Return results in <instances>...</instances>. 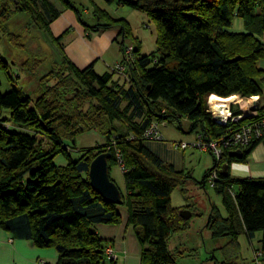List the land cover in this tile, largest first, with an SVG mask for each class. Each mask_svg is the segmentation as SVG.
Listing matches in <instances>:
<instances>
[{
	"label": "trees",
	"instance_id": "16d2710c",
	"mask_svg": "<svg viewBox=\"0 0 264 264\" xmlns=\"http://www.w3.org/2000/svg\"><path fill=\"white\" fill-rule=\"evenodd\" d=\"M29 1L39 6L38 26L48 30L60 12L48 0ZM23 2L0 0L3 33L13 13L29 12ZM104 2L144 13L156 27V50L141 55L139 46L133 47V63L127 64L122 46L128 86L114 81L113 73L97 75L93 63L78 69L63 52L62 68L51 72L40 85L41 93L34 102L16 89L0 93V228L39 249H53L60 264H101L107 260L104 252L108 247L94 226L119 224V210L123 208L141 247L140 263L177 264L178 253L170 252L169 242L188 230L194 215L183 220L181 209L171 208L170 195L191 175L165 164L150 147L151 142L163 139L148 141L142 134L151 122L159 127L164 121L175 118L179 122L182 117L191 122V133L216 139L225 129L206 112L211 95L242 99L260 96L262 72L256 64L264 59L260 40L264 35V0ZM15 4L23 6L11 9ZM235 18L242 21L245 32H230ZM108 28L105 24L89 30ZM124 31L121 26L119 33ZM64 35L52 38L61 49ZM0 64H5L1 58ZM121 120L126 123L122 132L115 128ZM252 120L245 118L239 125ZM89 131L104 137L105 143L72 160L65 144L74 145L77 136ZM37 135L46 138L51 149H42ZM262 142L264 132L261 139L243 149L240 159L225 152L220 166L246 161ZM97 151V155L110 154L109 170L118 161L125 168L121 205L104 202L89 185L88 167L97 156L91 154ZM57 155L65 158L64 166L54 164ZM212 159V167L203 176V187L214 169ZM217 174L212 188L222 199L226 217L212 205L206 229L213 241L225 238L226 242L212 248L209 261L237 264L239 236L245 234L252 240L261 233L254 254L260 251L264 262V180L236 179L228 171L225 176ZM231 188L234 196L229 194ZM216 251L221 253L220 261L214 257ZM260 258L254 257L253 264H259Z\"/></svg>",
	"mask_w": 264,
	"mask_h": 264
},
{
	"label": "rangeland",
	"instance_id": "374dc122",
	"mask_svg": "<svg viewBox=\"0 0 264 264\" xmlns=\"http://www.w3.org/2000/svg\"><path fill=\"white\" fill-rule=\"evenodd\" d=\"M53 1L56 2V0ZM57 3V6H60V16L48 30H42L38 26L39 6L29 0L23 2V5L28 6L29 12L13 13L6 23V34L0 29V58L5 62L3 65L0 64V93L16 89L22 91L32 102L35 101L41 93L40 85L47 81L51 72L63 66L60 60L64 51L52 41V38H57V35L54 37L56 31L59 33L67 29L72 35L71 37H74L80 31H89L92 27L107 24L109 28L101 30L99 37L104 40L106 35L112 36L108 41V46L104 48L103 54L99 55L94 71L97 75H102L105 72L113 73V80L119 81V84L125 86L129 85V72L127 69L123 72L116 70V66L122 64V46L132 48V52L133 47L139 46L141 55H149L156 50V27L144 13L118 6L116 2L107 4L104 0H57ZM23 5L15 4L10 8L16 10V7H19L21 9ZM96 16L100 19H97ZM121 26L125 27L123 34L119 33ZM241 30L242 21L235 18L232 21L230 32L242 33ZM115 38H117L116 41H114ZM131 59H134L133 55ZM256 101L258 102V98ZM244 102L245 100L237 97L236 102L233 103L238 109L239 106H245ZM190 127L191 122L182 117L179 122L173 118L159 125V131L163 138V142H159L163 150V161L167 165L175 166L179 171L183 170L191 174V179H188L182 188H175L171 192L170 206L173 209L181 210L188 208L192 214L198 216H193L190 219L188 230L171 238L169 250L172 253H178L177 264H212L209 261L212 248L214 250L216 245H224L226 239L213 241L210 238L206 229L209 211L213 205L223 217H226V210L221 197L215 193L214 189L207 183L204 184V187L202 186L204 174L213 165L212 157L207 153L195 151L190 146L185 151L175 150L172 147L174 143L192 144L196 132L191 133ZM115 128L121 132L125 131L126 123L123 120L118 121L115 123ZM37 140L42 149H51L52 145L46 138L37 135ZM104 143V137L89 131L77 136L74 145L66 143L65 147L72 160H77L83 153L86 154V150L94 149ZM153 143L158 142L150 144V147L155 151L156 147H153ZM97 154L98 151L91 155ZM53 162L56 166L66 164L62 155H57ZM109 177L119 191L124 194L125 184L118 165L110 166ZM260 237L261 233H256L255 238L250 242L240 236L238 264L253 263V248L258 247ZM113 255V260L103 259L101 264H111L109 261L115 264L117 256L114 250ZM214 257L218 261L222 259L219 251L214 253Z\"/></svg>",
	"mask_w": 264,
	"mask_h": 264
},
{
	"label": "crops",
	"instance_id": "0c3cea01",
	"mask_svg": "<svg viewBox=\"0 0 264 264\" xmlns=\"http://www.w3.org/2000/svg\"><path fill=\"white\" fill-rule=\"evenodd\" d=\"M48 1L58 11H60V6H57V0L56 2L53 0ZM52 24H54V21L49 25V27ZM241 31L245 32L243 23ZM63 32H65V35L60 44L63 48L65 57L78 69H83L92 63L94 64L93 69H95V63L97 62L99 55L103 54L104 48L108 46V41L112 36L108 34L106 35V37H104L105 39L102 40L99 37L100 31L92 32L90 30H83V32L80 31L76 34V36L71 37L72 35L68 32L67 29H65L64 31L59 33H57L56 31L54 37H56V35L58 37ZM260 40L262 43H264V35L260 37ZM256 66L262 72L260 78L261 94L260 96L256 97L258 98L259 107H264V59L259 60ZM153 147H156L155 152L162 159L163 150L161 149L160 143H153ZM185 173H187V171H185ZM228 173L230 177L236 179L247 178L254 180H264V142L258 144L253 149L246 161L230 163L228 166ZM189 211L191 212V210ZM119 213L121 217V221L119 224L95 225L94 231L98 235V237L105 243V247H111L114 250V253L117 256L115 264H141V247L136 239L133 227L129 225L127 221V212L125 209L121 208L119 210ZM240 236H243L247 239L245 234H241ZM247 240L251 242V240ZM259 240L258 247L253 248L254 250L259 248ZM41 261L42 263H40ZM252 261H254V257ZM261 261L262 259L260 258L259 264H264V262ZM0 264L60 263L58 262L57 253L53 249H39L35 247L30 241L14 239L11 234L5 232L0 228Z\"/></svg>",
	"mask_w": 264,
	"mask_h": 264
},
{
	"label": "built area",
	"instance_id": "2783aa9c",
	"mask_svg": "<svg viewBox=\"0 0 264 264\" xmlns=\"http://www.w3.org/2000/svg\"><path fill=\"white\" fill-rule=\"evenodd\" d=\"M123 55L127 64L133 63V60L131 59L132 48H125ZM116 70L117 72H123L126 70L125 64L117 65ZM251 98H241L242 100H245V106H239L238 109L235 107L236 105L232 103L225 109L221 108L222 110L218 112L217 115L214 112H211L210 109L206 111L211 115L215 124L225 129L220 137L216 139L207 138L201 133L194 136L191 145L186 143L172 144V147L175 150L185 151L190 146L193 150L210 154L215 159L214 169L207 177L206 182L210 187H213L215 181L218 180L217 173L221 170L220 160L225 152H242L252 141L261 139L263 135L264 109L259 107L258 102L256 101L257 99L250 101ZM248 101L250 102L247 103ZM235 108L238 113L233 111ZM245 118H251L253 120L250 123L239 125V123ZM142 138L148 141H161L163 138L160 134L158 124L156 122H151L143 132ZM118 167L121 172L125 171L121 161H118ZM234 193L235 191L233 188L229 189V194L231 196H234ZM105 256L109 260L114 259L113 250L110 247L105 249ZM254 257L258 260V258L261 257L260 251H257L254 254Z\"/></svg>",
	"mask_w": 264,
	"mask_h": 264
},
{
	"label": "water",
	"instance_id": "95a60500",
	"mask_svg": "<svg viewBox=\"0 0 264 264\" xmlns=\"http://www.w3.org/2000/svg\"><path fill=\"white\" fill-rule=\"evenodd\" d=\"M229 157L241 158V151H234L228 154ZM109 153H101L97 155L89 164L88 167V181L91 189L97 193L104 202L121 205L120 191L113 181L109 178L108 159ZM228 171V164H223L220 170V175L225 176ZM180 217L187 221L191 218L192 214L189 210L182 209L179 211Z\"/></svg>",
	"mask_w": 264,
	"mask_h": 264
},
{
	"label": "bare ground",
	"instance_id": "6f19581e",
	"mask_svg": "<svg viewBox=\"0 0 264 264\" xmlns=\"http://www.w3.org/2000/svg\"><path fill=\"white\" fill-rule=\"evenodd\" d=\"M237 99V96H231L229 98H221L216 95H211L208 98V106L211 112H214L216 115L218 112H220L223 108L225 109L229 104L235 102ZM257 99V97H253L250 99V101H254Z\"/></svg>",
	"mask_w": 264,
	"mask_h": 264
}]
</instances>
